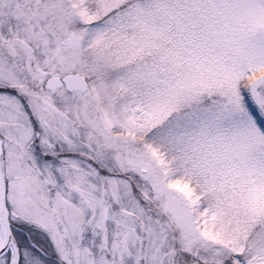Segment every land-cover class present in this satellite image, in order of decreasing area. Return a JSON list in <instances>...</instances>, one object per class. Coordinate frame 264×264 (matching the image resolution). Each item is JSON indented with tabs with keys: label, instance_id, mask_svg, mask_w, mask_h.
<instances>
[{
	"label": "snow or ice",
	"instance_id": "snow-or-ice-1",
	"mask_svg": "<svg viewBox=\"0 0 264 264\" xmlns=\"http://www.w3.org/2000/svg\"><path fill=\"white\" fill-rule=\"evenodd\" d=\"M0 264H264V0H0Z\"/></svg>",
	"mask_w": 264,
	"mask_h": 264
}]
</instances>
